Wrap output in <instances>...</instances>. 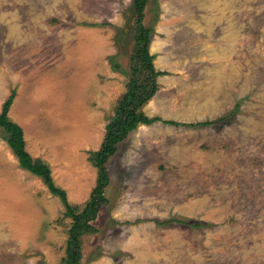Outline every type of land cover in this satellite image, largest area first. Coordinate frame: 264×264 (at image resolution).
<instances>
[{
  "label": "rangeland",
  "instance_id": "1",
  "mask_svg": "<svg viewBox=\"0 0 264 264\" xmlns=\"http://www.w3.org/2000/svg\"><path fill=\"white\" fill-rule=\"evenodd\" d=\"M132 3L0 0V112L15 90L8 115L72 203L90 197L89 152L126 90ZM144 23L166 72L144 112L214 123L140 124L119 144L84 260L264 264V0H150ZM5 135L0 127V264H59L65 206ZM174 216L209 225L154 220Z\"/></svg>",
  "mask_w": 264,
  "mask_h": 264
},
{
  "label": "trees",
  "instance_id": "2",
  "mask_svg": "<svg viewBox=\"0 0 264 264\" xmlns=\"http://www.w3.org/2000/svg\"><path fill=\"white\" fill-rule=\"evenodd\" d=\"M150 0H133L132 11L136 18L132 26L133 47L130 56V69L126 90L120 95L105 129L100 147L89 152V160L97 168V178L89 199L84 204L72 203L68 199L67 191L57 185L49 163L41 158L34 157L26 148L25 133L21 125L14 122L8 115L16 91L13 90L3 104L0 112V127L4 129L5 139L14 155L18 158L22 168L30 171L42 179L51 193L59 196L65 206L64 218H69L65 254L59 264H86L84 260V237L97 231L94 221L97 219L102 206L107 202L105 195L111 182L109 161L117 152L119 144L140 124H151L162 121L173 125H209L213 120L197 122H180L174 119H163L159 115L149 116L143 106L155 95L158 90L157 77L165 74L158 70L154 63L155 54L150 51L153 27L144 23L145 9ZM114 69L121 71L120 63L112 61ZM157 224H167L170 221L189 224L191 226L209 225L207 222L194 218L174 216L159 221Z\"/></svg>",
  "mask_w": 264,
  "mask_h": 264
}]
</instances>
